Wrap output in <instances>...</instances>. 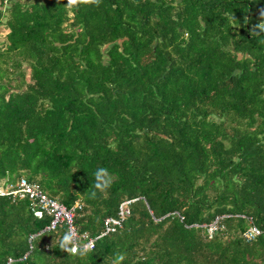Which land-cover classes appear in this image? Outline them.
I'll use <instances>...</instances> for the list:
<instances>
[{"label":"trees","instance_id":"1","mask_svg":"<svg viewBox=\"0 0 264 264\" xmlns=\"http://www.w3.org/2000/svg\"><path fill=\"white\" fill-rule=\"evenodd\" d=\"M66 4L0 0V187L39 184L98 238L69 255L65 223L0 194V264H264V0Z\"/></svg>","mask_w":264,"mask_h":264},{"label":"built area","instance_id":"2","mask_svg":"<svg viewBox=\"0 0 264 264\" xmlns=\"http://www.w3.org/2000/svg\"><path fill=\"white\" fill-rule=\"evenodd\" d=\"M14 194L19 195L20 197L28 196L31 199L32 205L35 210V214L42 216L44 213L52 215V221L47 227L48 229H55L57 225L65 223L73 233L75 234L77 240L81 244L92 243L93 247L95 246L96 237H90L88 234L83 233L82 235L76 230L74 225V216H75V207L68 208L62 204L56 198L51 197L47 194L39 184L29 181L27 178L22 177L18 182L15 188L7 187L5 189L0 187V194ZM126 202L120 208V216L124 217L125 214L129 213V210L126 208ZM121 223L120 219H114L108 217L106 219V230L103 234L114 231L115 226ZM216 221L210 225V231H213L216 228ZM260 231L256 226L250 227L245 233L244 236L247 240H252L255 238V235ZM83 239V242L81 240Z\"/></svg>","mask_w":264,"mask_h":264},{"label":"clouds","instance_id":"3","mask_svg":"<svg viewBox=\"0 0 264 264\" xmlns=\"http://www.w3.org/2000/svg\"><path fill=\"white\" fill-rule=\"evenodd\" d=\"M102 3V0H67L65 7L68 8H79L81 6H95L99 7ZM261 22L254 25L250 30L251 34L259 35L261 32H264V10L261 11ZM93 182L88 191L91 194L92 198H96L99 195L105 194L111 187L114 177L110 170L106 167H99L91 175ZM59 248L61 251L66 252L69 255H78L81 258L86 257L92 250L93 245L91 242L87 244H81L71 228L66 231L63 237L59 241ZM126 259V255L123 253H116L113 264H123V261Z\"/></svg>","mask_w":264,"mask_h":264},{"label":"rangeland","instance_id":"4","mask_svg":"<svg viewBox=\"0 0 264 264\" xmlns=\"http://www.w3.org/2000/svg\"><path fill=\"white\" fill-rule=\"evenodd\" d=\"M5 32H6V31L4 30V31H3V33H5ZM7 187H8V185H7V186H5L3 189H5V188H7Z\"/></svg>","mask_w":264,"mask_h":264}]
</instances>
